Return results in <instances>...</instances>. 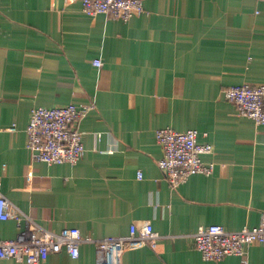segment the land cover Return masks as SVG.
<instances>
[{
    "label": "crops",
    "instance_id": "0c3cea01",
    "mask_svg": "<svg viewBox=\"0 0 264 264\" xmlns=\"http://www.w3.org/2000/svg\"><path fill=\"white\" fill-rule=\"evenodd\" d=\"M144 7L124 21L89 16L81 0H0V189L31 221L0 220V239L31 227L106 239L148 222L163 236L157 248L128 250L122 264H241L235 255L204 260L193 235L202 226H264V125L223 94L264 86V0ZM70 103L94 104L78 126L82 159L33 161L31 109ZM163 128L197 129L213 145L203 157L213 173L171 187L158 166ZM249 259L264 264V247L252 245ZM96 261V246L84 243L78 258L53 253L40 264Z\"/></svg>",
    "mask_w": 264,
    "mask_h": 264
},
{
    "label": "built area",
    "instance_id": "2783aa9c",
    "mask_svg": "<svg viewBox=\"0 0 264 264\" xmlns=\"http://www.w3.org/2000/svg\"><path fill=\"white\" fill-rule=\"evenodd\" d=\"M83 11L89 16L104 14L128 21L145 12L144 0H81ZM95 66H102L97 59ZM225 98L238 107L240 116L248 117L264 125V86L235 85L224 89ZM94 109V104H75L56 107L36 106L31 109L26 128L27 148L33 161L53 164L76 165L85 153L83 133L78 129L80 121ZM12 130H15L13 128ZM157 143L162 148L158 166L173 188L186 182L192 175H211L213 162L203 157L213 153L211 143L199 141V131H176L163 128L156 132ZM138 173V178H142ZM30 219L0 189V220ZM195 245L204 260L220 261L228 256H239L241 264H251L249 249L259 244L264 247V226L228 231L221 225L202 226L193 235ZM163 236L151 223L133 224L127 236L106 239L84 237L79 229H66L60 233L31 227L14 239H0V261L13 258L29 264H40L53 253L66 252L72 258L80 256V246L91 243L96 246V264H122L123 254L145 245L156 249Z\"/></svg>",
    "mask_w": 264,
    "mask_h": 264
},
{
    "label": "trees",
    "instance_id": "16d2710c",
    "mask_svg": "<svg viewBox=\"0 0 264 264\" xmlns=\"http://www.w3.org/2000/svg\"><path fill=\"white\" fill-rule=\"evenodd\" d=\"M205 143H208V142H205Z\"/></svg>",
    "mask_w": 264,
    "mask_h": 264
}]
</instances>
